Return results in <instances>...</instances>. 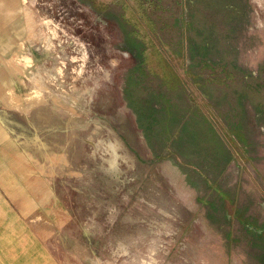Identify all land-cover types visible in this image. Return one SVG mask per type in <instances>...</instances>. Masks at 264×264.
Segmentation results:
<instances>
[{
  "label": "rangeland",
  "instance_id": "1",
  "mask_svg": "<svg viewBox=\"0 0 264 264\" xmlns=\"http://www.w3.org/2000/svg\"><path fill=\"white\" fill-rule=\"evenodd\" d=\"M178 2L157 39L127 3L34 0L27 97L64 131L36 164L80 264H264V0Z\"/></svg>",
  "mask_w": 264,
  "mask_h": 264
},
{
  "label": "crops",
  "instance_id": "2",
  "mask_svg": "<svg viewBox=\"0 0 264 264\" xmlns=\"http://www.w3.org/2000/svg\"><path fill=\"white\" fill-rule=\"evenodd\" d=\"M114 1L127 3L135 24L142 20L159 29L156 34L144 27L149 38L169 32L163 24L171 15L167 0ZM144 3L159 8L157 22L143 18ZM174 3L177 27L183 9ZM38 7L34 0H0V264H80L76 241L64 239L76 219L63 207V176L42 174L36 164L46 167V155L61 154L64 137L62 116L33 107L27 97V40L40 31ZM108 13L107 28L115 21Z\"/></svg>",
  "mask_w": 264,
  "mask_h": 264
},
{
  "label": "bare ground",
  "instance_id": "3",
  "mask_svg": "<svg viewBox=\"0 0 264 264\" xmlns=\"http://www.w3.org/2000/svg\"><path fill=\"white\" fill-rule=\"evenodd\" d=\"M7 133V132H6ZM62 157H65V155H63Z\"/></svg>",
  "mask_w": 264,
  "mask_h": 264
},
{
  "label": "flooded vegetation",
  "instance_id": "4",
  "mask_svg": "<svg viewBox=\"0 0 264 264\" xmlns=\"http://www.w3.org/2000/svg\"><path fill=\"white\" fill-rule=\"evenodd\" d=\"M250 229H252V228H250Z\"/></svg>",
  "mask_w": 264,
  "mask_h": 264
}]
</instances>
